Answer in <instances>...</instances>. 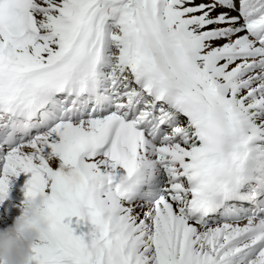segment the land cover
<instances>
[{"label":"snow or ice","instance_id":"6c2138e0","mask_svg":"<svg viewBox=\"0 0 264 264\" xmlns=\"http://www.w3.org/2000/svg\"><path fill=\"white\" fill-rule=\"evenodd\" d=\"M37 194L30 264H264V0H0V223Z\"/></svg>","mask_w":264,"mask_h":264},{"label":"clouds","instance_id":"9594fccd","mask_svg":"<svg viewBox=\"0 0 264 264\" xmlns=\"http://www.w3.org/2000/svg\"><path fill=\"white\" fill-rule=\"evenodd\" d=\"M45 195L25 198L21 214L10 226L0 229V264H30V252L48 231L49 223L42 215Z\"/></svg>","mask_w":264,"mask_h":264},{"label":"bare ground","instance_id":"6f19581e","mask_svg":"<svg viewBox=\"0 0 264 264\" xmlns=\"http://www.w3.org/2000/svg\"><path fill=\"white\" fill-rule=\"evenodd\" d=\"M10 196L11 197H15V196H17L18 198H23V194L21 193V189L19 188V187H15V188H13V187H11V190H10ZM17 205H19L20 204V202L19 201H17V202H15ZM18 210H19V208H17ZM14 215V214H13ZM12 215V216H13ZM20 215V214H19ZM19 215H16V217H18ZM1 225H5V226H10L11 225V223H8V224H6V223H0Z\"/></svg>","mask_w":264,"mask_h":264}]
</instances>
